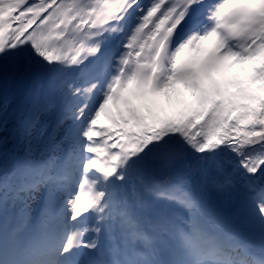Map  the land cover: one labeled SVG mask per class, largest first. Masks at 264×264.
<instances>
[{
	"label": "snow or ice",
	"instance_id": "obj_1",
	"mask_svg": "<svg viewBox=\"0 0 264 264\" xmlns=\"http://www.w3.org/2000/svg\"><path fill=\"white\" fill-rule=\"evenodd\" d=\"M0 264H264V0H0Z\"/></svg>",
	"mask_w": 264,
	"mask_h": 264
},
{
	"label": "bare ground",
	"instance_id": "obj_2",
	"mask_svg": "<svg viewBox=\"0 0 264 264\" xmlns=\"http://www.w3.org/2000/svg\"><path fill=\"white\" fill-rule=\"evenodd\" d=\"M161 99H162V102H163L165 105H167V103H168L167 99L164 98V97H162ZM175 99H176V97L173 96V102L175 101Z\"/></svg>",
	"mask_w": 264,
	"mask_h": 264
},
{
	"label": "rangeland",
	"instance_id": "obj_3",
	"mask_svg": "<svg viewBox=\"0 0 264 264\" xmlns=\"http://www.w3.org/2000/svg\"><path fill=\"white\" fill-rule=\"evenodd\" d=\"M182 89H183V85L180 86ZM186 94H187V91L185 90ZM162 100V99H161Z\"/></svg>",
	"mask_w": 264,
	"mask_h": 264
}]
</instances>
